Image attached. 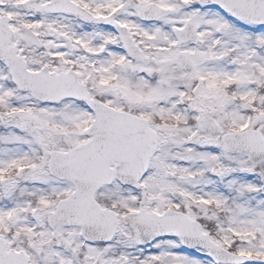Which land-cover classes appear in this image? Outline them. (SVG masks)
<instances>
[{
  "label": "snow or ice",
  "instance_id": "snow-or-ice-1",
  "mask_svg": "<svg viewBox=\"0 0 264 264\" xmlns=\"http://www.w3.org/2000/svg\"><path fill=\"white\" fill-rule=\"evenodd\" d=\"M0 264H264V0H0Z\"/></svg>",
  "mask_w": 264,
  "mask_h": 264
}]
</instances>
